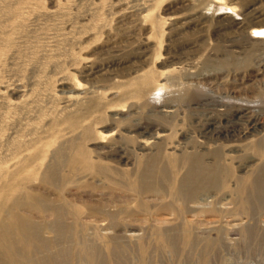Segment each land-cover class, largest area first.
<instances>
[{"label": "rangeland", "instance_id": "rangeland-1", "mask_svg": "<svg viewBox=\"0 0 264 264\" xmlns=\"http://www.w3.org/2000/svg\"><path fill=\"white\" fill-rule=\"evenodd\" d=\"M261 29L264 0H0V264H264L238 197L264 177ZM194 160L220 189L183 193Z\"/></svg>", "mask_w": 264, "mask_h": 264}, {"label": "bare ground", "instance_id": "bare-ground-1", "mask_svg": "<svg viewBox=\"0 0 264 264\" xmlns=\"http://www.w3.org/2000/svg\"><path fill=\"white\" fill-rule=\"evenodd\" d=\"M255 31L257 32V30L255 29ZM259 32H261V33H263L264 32V29L262 30H259ZM223 155V154H222ZM251 156V155H250ZM220 157V156H219ZM249 157V156H248ZM246 158H247V156H246ZM194 162H195V164L194 165H192L191 163V167L189 168V170H188V172H187V175H186V177L184 178H182V179H184L183 181H182V179H181V181L183 182L182 183V186L185 188L184 189V194L186 195V196H192V198L194 197L195 198V196H194V194H193V189L195 188V187H199V189L201 188L199 185H201V186H203L202 184H209L210 185V183H219V182H217L218 181V177L216 176V174H214V172L212 173V171H214V168H212L211 167V169L210 168H207L206 166H203V165H201V164H199V163H196V161L194 160ZM244 164V163H243ZM219 165V164H218ZM217 166V165H216ZM219 167V166H218ZM243 167V166H242ZM213 169V170H212ZM261 169V168H260ZM263 170H264V167H263ZM211 171V172H210ZM218 171H219V169H218ZM217 171V172H218ZM234 172V171H233ZM180 173V172H179ZM224 173V172H223ZM219 174V173H218ZM249 175H250V173H249ZM250 179V178H249ZM221 180V179H220ZM219 180V181H220ZM180 181V182H181ZM240 181V180H239ZM225 183V182H224ZM216 184V185H217ZM227 184V183H226ZM216 185H214V186H216ZM219 185H221V184H218V186H216V188H214V186H211V188H214V189H220V188H218V187H220ZM225 185V184H224ZM177 186V185H176ZM226 186V185H225ZM223 187V186H222ZM205 188H207V187H205ZM210 188V189H211ZM225 188V187H224ZM178 189H179V187H178ZM203 190H205L204 188H202ZM201 189V190H202ZM230 189V188H229ZM195 190V189H194ZM200 190V191H201ZM202 190V191H203ZM206 191H209V190H206ZM205 191V192H206ZM219 191V190H218ZM226 191H228V188H227V190ZM225 191V192H226ZM1 192V191H0ZM196 192V191H195ZM198 192V191H197ZM204 192V193H205ZM220 192V191H219ZM244 192H246L245 194V196H243L244 195ZM249 192V193H248ZM251 193L253 194V195H251ZM183 194V195H184ZM220 194V193H219ZM225 194V193H224ZM178 195H180L181 196V194H178ZM182 195V196H183ZM184 195V196H185ZM238 197H240L239 198V203H240V200H241V211L242 212H244V214L245 213H251V212H248L249 211V207L248 206H246L245 205V202H248V200L249 201H251V200H259L261 203H263L264 204V177L262 176L259 180H257V181H254V182H243L241 185H239V187H238ZM181 196V197H182ZM185 196V197H186ZM205 197V196H204ZM211 197V196H210ZM178 198V197H177ZM183 198V197H182ZM237 198V197H236ZM197 200H202V199H199V197L198 198H196ZM195 199V200H196ZM194 200V199H193ZM192 200V201H193ZM238 200V199H237ZM234 202V201H233ZM211 203V202H210ZM238 203V202H237ZM237 203H235V205L237 204ZM238 203V204H239ZM1 205V204H0ZM233 205V204H232ZM181 206V205H180ZM202 207V206H201ZM257 207V206H256ZM259 207V206H258ZM224 208H226L225 206H224ZM203 209L204 208H202V211H203ZM208 210V209H207ZM231 210H233V209H231ZM195 211V210H194ZM201 211V212H202ZM204 211H206V208H205V210ZM222 211H223V209H222ZM224 212V211H223ZM219 213V212H218ZM264 213V212H263ZM196 214H197V212H196ZM200 214V213H199ZM260 214H262V213H260ZM193 215H195V213L193 214ZM218 215H220V214H218ZM258 215V214H257ZM198 216V215H197ZM255 217V216H254ZM264 217V216H263ZM248 219V218H247ZM250 223V222H249ZM251 224V223H250ZM257 224V223H256ZM247 225V224H246ZM249 225V224H248ZM243 226V225H242ZM244 227V226H243ZM238 228V227H237ZM259 228V227H258ZM236 229V228H235ZM244 229V228H243ZM242 230V229H241ZM260 230V229H259ZM235 231V230H234ZM240 231V230H239ZM245 231L248 233V234H250V236L251 237H253V239L255 240H257V243H258V245L259 244H264V235H262V236H260V238L257 236V230H256V228L254 227V224H252V226H250V227H248V228H246L245 229ZM233 232V231H232ZM259 232V231H258ZM247 234V235H248ZM259 234V233H258ZM240 235V234H239ZM221 236H223V235H221ZM240 237V236H239ZM257 237V238H256ZM6 239H7V236H6ZM259 239V240H258ZM176 242V241H175ZM183 242V241H182ZM196 243V242H195ZM216 243V242H215ZM243 243H244V241H243ZM252 243V242H251ZM241 244V243H240ZM221 245V244H220ZM222 245H223V243H222ZM251 245H253V244H251ZM256 245V244H255ZM213 247V246H212ZM241 247V246H240ZM261 247V246H260ZM259 247V248H260ZM263 248V247H262ZM11 249L12 250H9V249H1V254H2V258L4 259V260H9V258L10 257H16V253H15V250H14V248H12V246H11ZM214 249V248H213ZM212 249V250H213ZM264 250V249H263ZM259 251V250H258ZM263 252V251H262ZM23 254V253H22ZM264 254V253H263ZM209 255H211V254H209ZM19 257V256H18ZM199 257H200V255H199ZM213 257H214V255H213ZM54 260V263L53 264H62L63 263V258H60V257H55V258H53ZM48 260H50V259H48ZM201 260H202V257H201ZM207 261V260H206ZM103 262V260L102 259H100V261H99V263H97V264H101ZM64 263H66V262H64Z\"/></svg>", "mask_w": 264, "mask_h": 264}]
</instances>
